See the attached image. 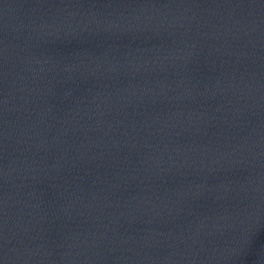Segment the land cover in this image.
<instances>
[{"label": "water", "instance_id": "water-1", "mask_svg": "<svg viewBox=\"0 0 264 264\" xmlns=\"http://www.w3.org/2000/svg\"><path fill=\"white\" fill-rule=\"evenodd\" d=\"M258 0H0V164L157 81Z\"/></svg>", "mask_w": 264, "mask_h": 264}]
</instances>
